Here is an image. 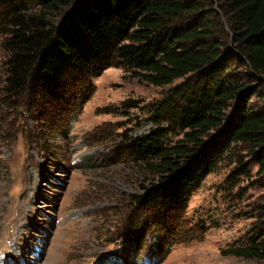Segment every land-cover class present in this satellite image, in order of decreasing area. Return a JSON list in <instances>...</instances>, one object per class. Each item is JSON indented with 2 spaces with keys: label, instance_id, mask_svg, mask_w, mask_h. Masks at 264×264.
Instances as JSON below:
<instances>
[{
  "label": "trees",
  "instance_id": "obj_1",
  "mask_svg": "<svg viewBox=\"0 0 264 264\" xmlns=\"http://www.w3.org/2000/svg\"><path fill=\"white\" fill-rule=\"evenodd\" d=\"M0 10L6 104L68 74L91 85L111 67L153 87L179 82L145 106L121 103L154 126L121 144L151 177L130 205L180 213L225 161L235 165L232 187L250 165L264 184V110L252 102L264 99V0H0ZM258 213L264 224V206ZM245 244L222 253L264 261V227Z\"/></svg>",
  "mask_w": 264,
  "mask_h": 264
},
{
  "label": "rangeland",
  "instance_id": "obj_2",
  "mask_svg": "<svg viewBox=\"0 0 264 264\" xmlns=\"http://www.w3.org/2000/svg\"><path fill=\"white\" fill-rule=\"evenodd\" d=\"M3 60L0 50V89ZM90 83L68 74L15 104L0 94V264H264L222 253L264 227L256 165L232 187L234 163L219 164L180 213L130 205L151 177L121 144L154 126L121 103L145 106L179 82L153 87L111 67ZM252 102L264 110L263 98Z\"/></svg>",
  "mask_w": 264,
  "mask_h": 264
}]
</instances>
